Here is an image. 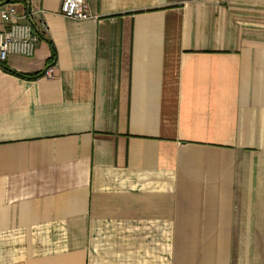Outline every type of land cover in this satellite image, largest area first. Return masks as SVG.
I'll use <instances>...</instances> for the list:
<instances>
[{
	"label": "crops",
	"instance_id": "0c3cea01",
	"mask_svg": "<svg viewBox=\"0 0 264 264\" xmlns=\"http://www.w3.org/2000/svg\"><path fill=\"white\" fill-rule=\"evenodd\" d=\"M88 1L16 4L0 264H264V0Z\"/></svg>",
	"mask_w": 264,
	"mask_h": 264
},
{
	"label": "built area",
	"instance_id": "2783aa9c",
	"mask_svg": "<svg viewBox=\"0 0 264 264\" xmlns=\"http://www.w3.org/2000/svg\"><path fill=\"white\" fill-rule=\"evenodd\" d=\"M16 4L0 5V63H5L10 55L33 57L43 37L41 28L36 27L29 12L18 14ZM61 14L78 21L93 17L88 0H63ZM42 28L46 29L44 25ZM43 77L54 78L55 67L49 66L44 71Z\"/></svg>",
	"mask_w": 264,
	"mask_h": 264
},
{
	"label": "trees",
	"instance_id": "16d2710c",
	"mask_svg": "<svg viewBox=\"0 0 264 264\" xmlns=\"http://www.w3.org/2000/svg\"><path fill=\"white\" fill-rule=\"evenodd\" d=\"M6 1H8V0H0V2L2 3V2H6ZM10 2L11 3H26V0H10ZM55 57V56H54ZM0 65L4 68V69H6V70H9V69H7V67L5 66V64L4 63H0ZM10 71V70H9ZM39 75H35V76H33V77H31V76H25L26 78H29V79H32V78H37Z\"/></svg>",
	"mask_w": 264,
	"mask_h": 264
},
{
	"label": "water",
	"instance_id": "95a60500",
	"mask_svg": "<svg viewBox=\"0 0 264 264\" xmlns=\"http://www.w3.org/2000/svg\"><path fill=\"white\" fill-rule=\"evenodd\" d=\"M8 3H10V0L6 1V3H5V4H8ZM0 5H1V4H0ZM29 13H30V10H29Z\"/></svg>",
	"mask_w": 264,
	"mask_h": 264
}]
</instances>
